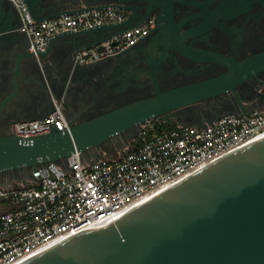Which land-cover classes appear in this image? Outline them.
<instances>
[{
  "label": "water",
  "instance_id": "1",
  "mask_svg": "<svg viewBox=\"0 0 264 264\" xmlns=\"http://www.w3.org/2000/svg\"><path fill=\"white\" fill-rule=\"evenodd\" d=\"M109 1L123 0H23L35 21L104 8ZM14 10L10 0H0V49L20 44L21 19L18 13L19 20L14 21ZM133 17L60 33L44 50L37 54L27 50L23 56L26 61L42 62L53 44L74 48L75 54L142 24ZM191 51L200 55V51ZM261 57L242 62L223 57L231 66L224 75L165 91L155 82L154 95L69 123L64 131L54 128L28 139L13 134L0 137V176L61 162L74 152L84 155L138 124L158 117L168 119L180 108L233 90L245 75L264 65ZM98 63H74L68 76ZM54 100L65 105L63 96ZM135 205L108 224L83 230L21 264H264V133Z\"/></svg>",
  "mask_w": 264,
  "mask_h": 264
},
{
  "label": "flooded vegetation",
  "instance_id": "2",
  "mask_svg": "<svg viewBox=\"0 0 264 264\" xmlns=\"http://www.w3.org/2000/svg\"><path fill=\"white\" fill-rule=\"evenodd\" d=\"M104 5L126 18L134 16V22L152 21L153 26L134 46L98 61V65L79 69L73 76L68 72L74 64V48L53 44L42 62L26 61L28 36L20 30V44L1 47L0 137L13 134L15 121L45 116L58 95L65 99L64 116L74 124L154 95L155 82L165 91L222 76L231 68L223 57L236 62L260 55L264 59V0H123ZM13 14L18 21L17 10ZM191 50L200 51V55ZM58 72L62 75L59 84ZM263 105L264 65L245 75L233 90L180 108L168 119L152 121L166 128L203 126L223 115ZM142 126L138 124L92 149L98 152L105 146L134 145ZM18 172L5 173L0 179L7 182Z\"/></svg>",
  "mask_w": 264,
  "mask_h": 264
},
{
  "label": "built area",
  "instance_id": "3",
  "mask_svg": "<svg viewBox=\"0 0 264 264\" xmlns=\"http://www.w3.org/2000/svg\"><path fill=\"white\" fill-rule=\"evenodd\" d=\"M21 19L20 31L37 54L49 40L126 19L115 8H93L77 14L35 21L23 0H10ZM152 21L73 55L74 63H94L134 46ZM41 118L18 120L13 135L22 139L64 131L69 123L62 104L53 101ZM143 124L133 148L119 156L90 159L74 152L61 162L42 163L16 184L0 180V199L13 207L0 212V264H21L54 244L91 227L108 224L136 203L264 133V105L248 113L227 114L202 127L177 125L156 131Z\"/></svg>",
  "mask_w": 264,
  "mask_h": 264
},
{
  "label": "rangeland",
  "instance_id": "4",
  "mask_svg": "<svg viewBox=\"0 0 264 264\" xmlns=\"http://www.w3.org/2000/svg\"><path fill=\"white\" fill-rule=\"evenodd\" d=\"M134 145H129L127 143L118 145V146H112V147H103L98 150V152H95L93 149H89L85 152L87 156H89L90 159H97L104 156H119V154L124 153L125 151L133 148ZM28 172V169H23L19 171L17 174L19 177H22L24 174Z\"/></svg>",
  "mask_w": 264,
  "mask_h": 264
},
{
  "label": "crops",
  "instance_id": "5",
  "mask_svg": "<svg viewBox=\"0 0 264 264\" xmlns=\"http://www.w3.org/2000/svg\"><path fill=\"white\" fill-rule=\"evenodd\" d=\"M55 77H56V80H58V84H59L60 81L62 80V75L58 72V74H56ZM19 178H21V177H19L18 174H16L15 176H12L10 179H13V181L10 182V185L16 184V181ZM12 207H13L12 203H10L9 201L0 199V212L7 211V210L11 209Z\"/></svg>",
  "mask_w": 264,
  "mask_h": 264
},
{
  "label": "trees",
  "instance_id": "6",
  "mask_svg": "<svg viewBox=\"0 0 264 264\" xmlns=\"http://www.w3.org/2000/svg\"><path fill=\"white\" fill-rule=\"evenodd\" d=\"M157 126H158V127L156 128V131L161 130V128L166 129V127L163 126V125H161V124H158Z\"/></svg>",
  "mask_w": 264,
  "mask_h": 264
}]
</instances>
